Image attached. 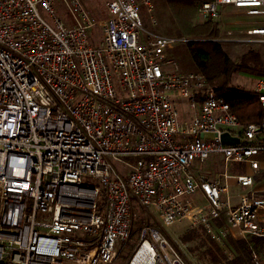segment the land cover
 I'll return each mask as SVG.
<instances>
[{
	"label": "built area",
	"instance_id": "obj_1",
	"mask_svg": "<svg viewBox=\"0 0 264 264\" xmlns=\"http://www.w3.org/2000/svg\"><path fill=\"white\" fill-rule=\"evenodd\" d=\"M153 2L106 0L96 19L84 0H0V264H115L139 208L163 226L189 220L230 259L231 236L264 237L254 174L231 170L256 171L264 154V76L253 89L263 119L245 126L203 73L182 72L169 54L185 38L144 26L140 9L152 14ZM227 6L257 17L244 36L264 38V0L197 10L216 20ZM213 155L224 169L208 175L200 168ZM127 264L189 262L145 225Z\"/></svg>",
	"mask_w": 264,
	"mask_h": 264
},
{
	"label": "rangeland",
	"instance_id": "obj_2",
	"mask_svg": "<svg viewBox=\"0 0 264 264\" xmlns=\"http://www.w3.org/2000/svg\"><path fill=\"white\" fill-rule=\"evenodd\" d=\"M106 0H84L91 15L96 19H103L107 17ZM176 0L170 2L169 0H154L153 13L149 14L146 7H141L140 13L144 26L152 33L162 34L167 37H179L185 38L175 45H172L169 49V54L176 58L179 62V66L182 72H200L190 52L188 42L191 41H203L208 40L203 27L207 19H204L198 12V6L189 2L188 0ZM232 9L228 15L223 14L219 19L221 34L215 38L221 40V45L226 53L237 63L243 64L244 56H249V51L253 49L258 51L261 55V59L264 62V38L244 36L243 29H239L237 26L231 27L229 19H246L248 15L245 9H239L232 6H227ZM62 10V9H61ZM240 10L241 12H237ZM57 11L64 17V14L57 8ZM250 15V14H249ZM65 18V17H64ZM72 17L68 14V19ZM67 19V17H66ZM257 19V17L255 18ZM232 32V34L230 33ZM92 35L102 36L101 28L95 27L91 30ZM250 67H253V63L245 60ZM201 73V72H200ZM264 76V64L263 71H253L250 68L242 67L237 68L232 74L231 84L236 85L248 90H253L256 86L257 79ZM179 108L181 111L182 119L190 118L192 115L189 105L185 99L179 101ZM223 159L220 155H213L207 159L202 165L200 170L207 172L208 175H214L215 170L223 168ZM116 166H119L116 163ZM235 170L240 171L243 164L232 163ZM231 166V167H232ZM232 170V169H231ZM206 173V174H207ZM148 220V221H147ZM148 222V223H147ZM137 228L133 236L122 246L119 247V253L115 260V264H127L132 252L138 245L142 236L143 228L145 225H151L154 228L160 230L161 234L165 236L173 245H175L179 251L183 254L189 264H230V261L235 259L237 252L233 246L235 257L230 259L228 255L221 249L210 237L201 229L192 227L189 220H183L175 223L171 226H163L159 222L158 218L149 210L144 208L138 209ZM264 243L255 247V251L259 255L261 261L264 263ZM263 245V248L260 247Z\"/></svg>",
	"mask_w": 264,
	"mask_h": 264
},
{
	"label": "trees",
	"instance_id": "obj_3",
	"mask_svg": "<svg viewBox=\"0 0 264 264\" xmlns=\"http://www.w3.org/2000/svg\"><path fill=\"white\" fill-rule=\"evenodd\" d=\"M169 1L175 2L176 0ZM188 1L197 5L203 1L210 0ZM203 27L206 28V32L204 31V33L209 39L203 41L190 40L188 42L198 70L214 85L216 91L230 103L232 111L245 126L253 122L262 121L263 109L259 101V94L255 90H248L231 84L232 74L237 68L242 67V65L253 71H263L264 62L261 59L260 53L251 49L249 56H244L243 64L237 63L223 49L221 40L215 39L221 34L219 21L207 19ZM245 60L252 62L254 64L253 67L245 63ZM229 239L231 247L233 248L234 246L237 252L235 259L231 260L230 264H255L250 248L255 251V247L258 248L257 244L264 243V237L251 236L249 241L232 236ZM232 243L234 244L233 246ZM263 245L258 252L261 251Z\"/></svg>",
	"mask_w": 264,
	"mask_h": 264
},
{
	"label": "crops",
	"instance_id": "obj_4",
	"mask_svg": "<svg viewBox=\"0 0 264 264\" xmlns=\"http://www.w3.org/2000/svg\"><path fill=\"white\" fill-rule=\"evenodd\" d=\"M226 8L227 9L224 11V14H223L225 16V19H227L226 15H228L230 13V11H232L231 8H229V7H226ZM237 12H241V11L238 10ZM245 18L246 19H244V20H238V19H231L230 18L227 23L232 25L231 27L237 26L239 29H243V28H247V27L251 26L253 24V22L256 20L255 16L249 15V14L246 15ZM234 24H236V25H234ZM257 159L259 161V168L256 171L254 169H252L249 164H243L240 171L235 170L233 168V166L231 167V169H232L233 173L243 172V173L254 174V184L251 187H249L248 190H253L258 195L264 196V154L258 155ZM223 169H224V164H223V168L221 170H223ZM217 171H220V170H215L214 173ZM204 173H207V172H204ZM230 182L232 185V190H233V195H234L233 200H234V203H237L238 198L236 197V194L241 190V187H239L236 184L235 179H231Z\"/></svg>",
	"mask_w": 264,
	"mask_h": 264
},
{
	"label": "water",
	"instance_id": "obj_5",
	"mask_svg": "<svg viewBox=\"0 0 264 264\" xmlns=\"http://www.w3.org/2000/svg\"><path fill=\"white\" fill-rule=\"evenodd\" d=\"M222 141L226 144H235L239 142V138L232 136L230 132H224L222 135Z\"/></svg>",
	"mask_w": 264,
	"mask_h": 264
},
{
	"label": "bare ground",
	"instance_id": "obj_6",
	"mask_svg": "<svg viewBox=\"0 0 264 264\" xmlns=\"http://www.w3.org/2000/svg\"><path fill=\"white\" fill-rule=\"evenodd\" d=\"M144 247L142 248V251H143Z\"/></svg>",
	"mask_w": 264,
	"mask_h": 264
}]
</instances>
